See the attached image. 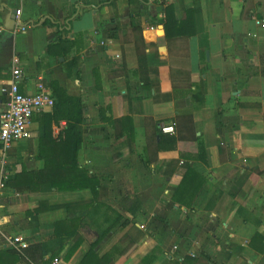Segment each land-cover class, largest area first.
<instances>
[{
	"label": "crops",
	"instance_id": "obj_1",
	"mask_svg": "<svg viewBox=\"0 0 264 264\" xmlns=\"http://www.w3.org/2000/svg\"><path fill=\"white\" fill-rule=\"evenodd\" d=\"M17 10L18 28L6 29ZM256 21L264 22V0H0V111L13 59L20 93L56 82L81 101L74 155L99 181L95 193L5 185L0 251L21 237L47 244L39 264H81L93 245L98 258L114 259L95 264L186 256L198 260L188 264H264V26ZM51 114L32 117L29 139L0 147V173L39 172L62 154L52 143L60 145L64 120L41 139L42 115ZM168 127L173 134L160 131ZM157 130L178 135L176 148L147 146ZM187 168L200 181L179 206L172 198Z\"/></svg>",
	"mask_w": 264,
	"mask_h": 264
},
{
	"label": "trees",
	"instance_id": "obj_2",
	"mask_svg": "<svg viewBox=\"0 0 264 264\" xmlns=\"http://www.w3.org/2000/svg\"><path fill=\"white\" fill-rule=\"evenodd\" d=\"M63 43L65 42L61 37V33L58 32L56 44L62 45ZM75 65L76 61H73L68 65V69H66L68 76H71V70L73 67H75ZM50 89L52 91L54 105L52 107L51 115H42L44 122L41 124V126L43 127L44 131L41 139L42 142L47 139L48 134L51 133V127L53 126V123L58 124L59 120H64L67 123V127L64 128L61 136L59 137L60 145L57 141H53L54 143H52L55 146H59L60 152L62 154L57 156L51 155L50 157L45 158V167L42 171L27 172L26 170H22L20 173L12 176L11 178H7L5 185L16 191L20 189L21 183H24L22 185L26 186V190L29 192H73L90 190L92 193H95L99 185L98 179L95 176L89 174L86 170L80 168L76 160V155H74L78 148V144L76 143L73 145V132L75 125L81 124L83 120L81 101L78 98L69 96L62 88L58 86L56 82L50 84ZM160 131L157 130L154 132V137L152 136L150 138L147 146L154 145L156 152L175 149L179 140L178 135L163 137L161 135L162 131ZM157 136L159 137L158 140H156ZM195 142L197 146H201L199 138H196ZM67 151L69 155L63 160V154ZM187 169L188 170L183 176L181 184L175 189V194L172 198L173 204L177 202L179 206H188V202L183 200L187 197V194L189 196L192 192L191 187L189 186L192 185V182L195 180H198V182L200 181V177L194 171H192L190 168ZM257 173L260 175L261 172ZM195 190L192 193V198H194L199 191V189ZM62 223L64 224L65 222ZM62 223H56L55 227L59 225H62L63 227ZM68 226L69 225L66 223V227ZM70 233L71 232H67L65 235L68 237V234ZM260 238V236L256 235V237L253 238V241ZM79 242L80 241L75 242L67 252L65 256L66 260L72 256L76 248L79 246ZM63 246L64 245L59 246V249H62ZM93 248L94 245L84 257L81 264L114 263V259L110 258V254L98 258V255L94 252ZM48 254L49 251L47 244L27 246L21 252H18L14 248H9L0 251V263L14 264L15 262L21 261L24 264H39L43 263ZM197 262L198 260L194 259L192 256H186L182 261H175L174 263L188 264ZM261 263H264V253L262 255Z\"/></svg>",
	"mask_w": 264,
	"mask_h": 264
},
{
	"label": "built area",
	"instance_id": "obj_3",
	"mask_svg": "<svg viewBox=\"0 0 264 264\" xmlns=\"http://www.w3.org/2000/svg\"><path fill=\"white\" fill-rule=\"evenodd\" d=\"M20 10L15 12V17L18 18ZM258 25L264 26V22L256 21ZM14 31L16 22H14ZM2 28H0V33ZM17 58L13 59L12 81L1 88V93L6 97L3 109L0 111V147L3 150L15 142L27 140L31 137L29 127L31 119L35 114L49 111L54 105V99L51 91L42 82L36 86V92L31 95L20 93L18 88V80L22 74L18 68ZM165 134H173V128H161ZM5 161H2V166ZM8 176L6 172L0 173V190L5 187V182ZM12 248L21 252L27 247L25 241L21 237H14L11 242ZM56 260H54V263Z\"/></svg>",
	"mask_w": 264,
	"mask_h": 264
},
{
	"label": "water",
	"instance_id": "obj_4",
	"mask_svg": "<svg viewBox=\"0 0 264 264\" xmlns=\"http://www.w3.org/2000/svg\"><path fill=\"white\" fill-rule=\"evenodd\" d=\"M14 22H15V12H12L5 19V28L8 30H12L14 28Z\"/></svg>",
	"mask_w": 264,
	"mask_h": 264
}]
</instances>
